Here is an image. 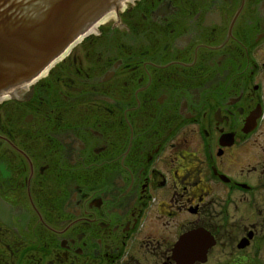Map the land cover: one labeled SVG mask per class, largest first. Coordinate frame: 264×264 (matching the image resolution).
Listing matches in <instances>:
<instances>
[{"label": "flooded vegetation", "instance_id": "obj_1", "mask_svg": "<svg viewBox=\"0 0 264 264\" xmlns=\"http://www.w3.org/2000/svg\"><path fill=\"white\" fill-rule=\"evenodd\" d=\"M108 19L0 103V264H264V0Z\"/></svg>", "mask_w": 264, "mask_h": 264}, {"label": "water", "instance_id": "obj_2", "mask_svg": "<svg viewBox=\"0 0 264 264\" xmlns=\"http://www.w3.org/2000/svg\"><path fill=\"white\" fill-rule=\"evenodd\" d=\"M88 1L92 13L103 10L108 4V0ZM83 2L84 0L45 1L42 9L29 17L24 29L16 27L10 19L0 17V87L5 88L29 77L54 56L60 48V39L56 36L66 29L65 23L69 19L68 8L71 4L79 6ZM19 21L22 25L23 21ZM14 30H17L18 39L13 36ZM67 37L69 35L65 39ZM3 61L11 63V66L8 68V64ZM3 74H6L5 81L1 79Z\"/></svg>", "mask_w": 264, "mask_h": 264}, {"label": "rangeland", "instance_id": "obj_3", "mask_svg": "<svg viewBox=\"0 0 264 264\" xmlns=\"http://www.w3.org/2000/svg\"><path fill=\"white\" fill-rule=\"evenodd\" d=\"M251 253L254 255L255 254V249H253ZM258 259H260V257ZM261 259L263 260L262 257H261Z\"/></svg>", "mask_w": 264, "mask_h": 264}]
</instances>
